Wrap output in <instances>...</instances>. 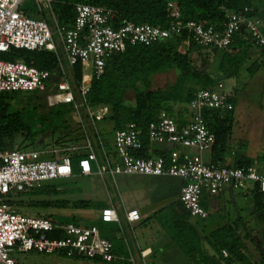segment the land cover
<instances>
[{
    "label": "built area",
    "instance_id": "1",
    "mask_svg": "<svg viewBox=\"0 0 264 264\" xmlns=\"http://www.w3.org/2000/svg\"><path fill=\"white\" fill-rule=\"evenodd\" d=\"M35 1L39 4L40 12L43 13L44 9L53 12V0ZM22 2L23 0H0V55L11 49L53 52L57 58V68L50 71L21 60L0 58V92H41L47 94L46 102L50 107L59 104L73 105L86 132V140L83 145L59 149L0 148V264H19L13 253L31 251L99 258L108 263L126 261L138 264L123 235L128 248L127 257L114 251V244L101 236L96 225L84 226L72 221L59 223L45 217L24 215L7 200L9 195L42 188L46 181L71 177L74 173L72 158L65 153H86L79 159L80 172L85 176H91L95 168L102 177L110 174L114 178L117 175L182 178L186 183L180 191V202L194 218L209 217L201 200L204 190H208L210 195H217L230 186L245 194L253 193L256 189L264 193V173L256 164L238 167L221 162H206L203 158V153L211 152L216 142V135L205 119V112L231 108L226 102L227 93L223 83L195 92L189 104L192 114L186 125H180L167 112H162L157 120L149 123L147 132L136 122L117 129L113 138L117 156L115 162L109 158L110 153L97 126L100 118L107 117L109 108L103 106L96 110L90 108L87 102L93 81L105 74L107 61L113 54L121 52L127 44L152 45L171 36L185 34V47L195 44L202 49L227 50L234 37L243 33L255 47L264 49L261 20L250 16L249 8L242 12H231L223 8L227 12V20L221 27L190 20L186 23L172 22L168 27L162 28L122 21L119 19V12L113 8L90 2H75V20L72 25H60L54 14L57 28L55 34L63 46L64 58L58 50L54 32L48 22L24 13L21 10ZM179 15V9L172 13L175 18ZM76 66L82 68V77L79 85L74 87L72 71ZM53 73L57 77L55 81L51 80ZM98 115L100 117L97 118ZM92 135L96 137V141ZM144 136H147L150 147H146ZM154 143L171 144L177 149L171 152L170 159L163 155H139L143 151H151ZM179 148L193 152H180ZM50 153L57 157L43 158ZM98 153L103 157L102 162ZM62 154L65 155L60 158ZM125 216L135 235V224L141 220L140 211L126 210ZM99 218L105 223L119 224L124 234L115 205L104 207ZM136 247L140 264H148L152 249L142 248L138 241ZM223 254L227 256L228 252L223 251Z\"/></svg>",
    "mask_w": 264,
    "mask_h": 264
},
{
    "label": "trees",
    "instance_id": "2",
    "mask_svg": "<svg viewBox=\"0 0 264 264\" xmlns=\"http://www.w3.org/2000/svg\"><path fill=\"white\" fill-rule=\"evenodd\" d=\"M68 1L58 0L57 8L61 10L60 20L73 24L75 7L73 4L68 5ZM70 1L94 2V4L118 11L119 19L122 21L150 24L162 28L168 27L172 22L186 23L190 20L221 27L227 20V12L224 9L242 12L245 8H249L250 16L258 17L253 0H174V4L171 0ZM175 9H179L178 18L172 16ZM185 36V34L171 36L152 45L127 44L121 52L113 54L107 61L105 74L93 81L87 102L93 109L103 106L109 108L106 118L111 121L112 130L101 132L108 151L113 148V145H109L113 133L117 129L125 128L130 122H136L147 132L149 123L157 120L162 112H167L170 116L176 117L180 125H183V113L188 111L197 90L214 88L221 83L222 79L235 78L238 83L235 95L226 94V102L231 105V108L208 110L204 114L210 129L216 135L212 161L225 164V156L231 150L230 140L236 120L237 96L244 91L245 80L240 77L244 72L245 78L249 79L264 69V49L255 47L247 35L238 33L229 49H213L215 61H218H216L217 72L211 74L195 66L192 55L202 48L195 44L185 47L183 45ZM5 55L9 60H25L40 69L54 71L57 68V58L53 52L11 49ZM172 69L178 72L176 81L164 89L152 90L153 76ZM81 77L82 68L76 66L72 71V84L78 86ZM128 91L134 92V103L128 101ZM20 93L21 91L0 92V148L2 150H14L13 146L16 143L18 150H27V148L37 150L39 134L47 132L51 134L52 139L46 144L41 140L40 144L44 150L49 146L61 148L78 144L85 138L86 132L79 121L77 122L78 133L71 130L77 119L73 105L59 104L45 110L41 104H34L29 110L20 105L17 99ZM36 96L34 92L27 96L26 103L29 107ZM144 139L147 147V136H144ZM65 154L69 156L73 154L72 157L78 167L79 159L86 155L85 152ZM139 155L148 156L146 151ZM43 157L53 159L57 155L50 153ZM252 164L251 160L241 157L234 166L243 167ZM43 193L53 194L57 193V190L39 188L33 189L27 195ZM18 195L23 196L24 193ZM251 195L253 198L251 215L257 222L255 228L239 216L236 220L205 233L199 224L192 220L180 200L169 208L160 209L153 218L159 222L165 235L173 242L177 250L192 264H264V252L259 250L260 259L257 261L249 253L246 243V240H250L257 249L258 247L260 249V246L264 248V193L256 189ZM41 203L57 204L45 201ZM80 205L85 204L81 202ZM150 219L151 217L142 224L145 225ZM255 230L259 233L257 237H254ZM53 235L56 236V234ZM223 251H227L228 255L225 256ZM157 263V260H154L152 264Z\"/></svg>",
    "mask_w": 264,
    "mask_h": 264
},
{
    "label": "rangeland",
    "instance_id": "3",
    "mask_svg": "<svg viewBox=\"0 0 264 264\" xmlns=\"http://www.w3.org/2000/svg\"><path fill=\"white\" fill-rule=\"evenodd\" d=\"M91 1L93 2L94 0ZM75 2L76 1L69 0L67 4L74 5ZM253 2L254 8H256V10L258 11V18H260L261 20L262 28L264 29V0H253ZM57 3L58 0H53V12L50 9H44L43 13L46 15V20L52 31L54 32L55 43L58 47V50L60 54L65 58L63 46L58 38V35L55 34L57 28L54 14L57 16L60 25H65L68 23L60 20L61 10L57 8ZM171 3L174 4V0H171ZM21 10L25 13L27 11L38 12L40 11V7L35 0H23L21 4ZM31 16L33 18L39 19L37 17H34V15ZM69 25H72V23H69ZM181 49L184 50L183 47H181ZM5 54H1L0 58L2 60H9ZM192 59L195 66L200 70L209 72L211 74L217 72L216 61L218 60L215 61L213 49H199L193 53ZM21 61L26 62L25 60ZM261 73L260 75L262 77L255 80L253 79V83L249 82L250 79L245 78L244 72L240 77V79L245 80L244 84L247 83V87L250 84L254 86V88H252V90L250 91L252 92V94H248V89L246 88H244L243 93L239 94L240 98L242 99L240 100L241 102H237L235 110L236 120L233 130V140L236 143L235 148H233L235 153L232 156H235L236 159L242 157L247 160H251L253 164L256 161L264 163V89L259 87V84L263 83L262 80L264 77V69ZM52 76V81L57 80V77L54 75V73L52 74ZM177 77L178 72L175 69L169 70L164 73H157L152 78L151 89H164L173 84L176 81ZM220 82L224 84L226 93L235 95L236 89L238 87V83L235 78L222 79ZM73 86L75 87L74 84ZM74 91L77 95L76 89H74ZM48 92H51V90H49ZM34 93H36L37 96L33 98V104H31L29 107V105L26 103V99H28V95H32V92H21L17 96L18 101L21 103L20 105H22L26 109L31 110L34 104H41V106H44L45 110H49L50 106L46 102L47 94L41 92ZM33 95L35 96V94ZM248 96H250L251 99L245 100L250 98ZM127 99L128 101L134 103L133 91H128ZM94 109L97 110L99 108ZM83 114H85L84 111ZM191 114L192 111L190 107H188V111H186V113H183L184 125L189 123ZM98 117H100V115H98L97 118ZM171 117L176 119V117L174 116ZM105 118H100L98 120L97 126L100 133L103 130H112L111 121ZM78 121L79 119L77 117L71 128V130L75 131V133H78L79 130V126L77 124ZM47 133L39 134L37 139V150H44L42 144H40L41 140H43L45 144L51 141V134L49 132ZM92 137L93 140L96 141V137L94 135H92ZM113 138L114 133L112 135V139L109 141V145H113ZM85 140L86 139L84 138L78 144H74L72 146L83 145L85 143ZM103 142H106L105 139ZM96 145H98V143H96ZM67 147H71V145H66L61 148ZM56 148L59 149L60 147L52 148L49 146V148H46L45 150ZM13 149H19L17 147V143L13 146ZM108 152L110 153L109 158L111 159V161L115 162L117 160V156L114 152V146L113 148H110ZM79 154H81V152ZM210 154V152L203 153V158L206 162L212 161V157ZM64 155L65 154H62L60 158ZM98 155L100 162H102L103 157L101 153H98ZM72 156L73 154H70V157ZM43 158L49 159V157ZM72 164L74 173L71 177L59 178L44 182L42 188H46L47 190H57V193L27 195L30 192H25L23 196L9 195L7 197V200H9V202L17 208L18 212L24 215L45 217L51 221L59 223H68L72 221L84 226H89L92 224L96 225L100 229L101 236L103 238L109 239L114 244V251L127 257L128 248L124 239L125 237L134 252L138 264H140L141 260L136 247L137 241L143 248L148 244L155 245L156 243H159L160 240L156 219L153 217L163 205L160 202L158 203L156 200L163 198V196L168 197L170 196V194H179L181 187H183L186 182L180 177L169 176H162L164 178H159V180L155 178H145L137 175H117L114 178L110 174H105L102 177L96 172L95 168L91 176H85L81 174L80 169L77 166V162H75V159H73V157ZM165 190L166 193H164ZM233 194L235 201L232 200L230 193H227L224 196L223 201H221V207L223 208V211H221L220 209L218 210V205H211L208 207V197L210 194L208 190H204L201 200L204 208L208 210L210 215L207 219L192 218V220L194 222H197L205 233H209L211 230L219 228L230 221H234L239 216H242L244 221H248L253 228L257 227V222L251 215V206L253 201L252 195L244 194L242 190H235ZM110 198H112L113 204L119 211L124 234L122 233L119 224L105 223L101 219H99L102 208L112 204ZM179 199L180 196H178V199L174 197V199H172L173 204L176 201H179ZM42 201L56 202L57 204H42ZM81 202H83L85 205L81 206ZM142 207L147 208L149 214H151V219L146 227L141 228L140 226L135 225V237L130 225L126 220L125 211L132 208ZM162 231L164 232L163 229ZM122 235L124 237H122ZM258 235L259 233H257V231L255 230L254 237H257ZM246 243L249 247V253L256 260H259V254L260 251L262 252V250L259 249V247L257 249V247H255V244L250 240H246ZM172 245L173 248H167L166 250H168L167 253L169 252V255L170 253L173 254V259H165L164 264H186V257L177 250V247L174 244ZM13 257L19 262V264H122L121 262L108 263L102 260L95 261L90 258L66 257L65 255L47 254L38 251H31L26 253L15 252L13 253ZM122 262L124 263L126 261ZM147 262L148 264H152V261H150V259H148ZM157 262V264H162L159 263V261Z\"/></svg>",
    "mask_w": 264,
    "mask_h": 264
},
{
    "label": "crops",
    "instance_id": "4",
    "mask_svg": "<svg viewBox=\"0 0 264 264\" xmlns=\"http://www.w3.org/2000/svg\"><path fill=\"white\" fill-rule=\"evenodd\" d=\"M25 13V12H24ZM26 14H29L30 16L31 15H34V17H37L39 19H45L46 20V15L40 11L38 12H32V11H27ZM47 21V20H46ZM263 69H261L254 77L252 78H249L250 81L249 82H252L253 83V79H258L260 77H262L260 75V73L262 72ZM262 74V73H261ZM263 83H260L259 84V87L263 88L264 89V77H263V80H262ZM222 83V82H221ZM251 83V84H252ZM247 83H245L244 85V88L248 89L247 92L248 94H252V92H250L252 90V88H254V86L250 85L247 87L246 85ZM243 93V92H242ZM238 102H241L240 100L242 98H240V96L238 95ZM250 97V96H248ZM251 97L249 99H245V100H250ZM247 105V104H246ZM250 105V104H248ZM235 141L233 140V136H232V139L230 140V145H231V148L232 150L229 151L227 154H226V158H225V164L226 165H235V163L237 161L240 160L241 157H239V159H236L235 156H232L235 151L233 150V148H235ZM147 147H150L149 143H148V146ZM177 148L174 146V145H171V144H165V143H154L151 145V151H146L148 156L149 155H153V156H156V155H163L165 157H167L168 159H170V155H171V152L173 150H176ZM180 152H183V151H190V152H193V150H190V149H185V148H179L178 149ZM211 154V157H212V151L210 152ZM254 164H256V166L258 167V169L264 173V163H260L259 161H256L254 162ZM137 176H142V177H145V178H155V179H158L159 178H164L162 176H150V175H137ZM165 177H168V176H165ZM182 188V187H181ZM237 190V189H233L232 187H227L226 189H224L222 192H220L219 194L217 195H209L208 197V207L211 206V205H215L217 206L218 205V210L220 209L221 211H223V208L221 207V201H223L224 199V196L227 194V193H230L231 197H232V200L235 201V198H234V194L233 192ZM181 191V190H180ZM166 193V190L165 192ZM170 193V192H169ZM173 193V192H171ZM244 193V192H243ZM245 194V193H244ZM252 194V193H249V195ZM174 195V196H172ZM178 196H180V192L179 194L175 195V194H170V196L166 197V196H163V198L161 199H157L156 201L159 203H162L163 206H161L160 209L162 208H166L170 205L173 204V200L174 197H176L178 199ZM214 196V197H213ZM180 200V199H179ZM218 200V202H217ZM110 201L112 202L113 204V200L112 198H110ZM218 203V204H217ZM111 204V205H112ZM114 205V204H113ZM107 207V206H105ZM204 207V206H203ZM104 208V207H103ZM102 208V209H103ZM132 209H138L141 213V220L135 224V225H138L140 226L141 228L142 227H146L148 225L149 222H147L145 225L142 224V222H144L146 219H148L149 217H151V214H149L148 210L146 207H142V208H132ZM206 209V208H205ZM126 210V208H125ZM207 210V209H206ZM208 211V210H207ZM209 213V212H208ZM150 215V216H148ZM210 215V214H209ZM100 217V216H99ZM194 218V217H192ZM100 219V218H99ZM157 223V226H158V234L160 235V240H159V243H156L155 245H146V247H150L152 249V254L150 255L149 259L150 261H152V263H154V260H157L159 261V263H162L164 264V260H171L173 259V254L170 253L169 255V252L167 253L168 250H166L167 248H173V243H171L172 241H170V239L164 234V232L162 231V227L161 225L159 224L158 221H156ZM215 230V229H214ZM135 231H136V228H135ZM212 231V230H211ZM146 247H143V248H146ZM260 249L262 250V252H264V248L262 246H260ZM165 253V254H164ZM165 255V256H164ZM187 259V258H186ZM259 261V260H257ZM186 264H192L190 262V260L187 259V263Z\"/></svg>",
    "mask_w": 264,
    "mask_h": 264
}]
</instances>
